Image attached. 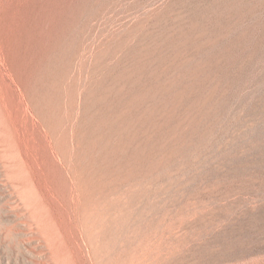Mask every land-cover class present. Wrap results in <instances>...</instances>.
Listing matches in <instances>:
<instances>
[{
  "label": "rangeland",
  "instance_id": "rangeland-1",
  "mask_svg": "<svg viewBox=\"0 0 264 264\" xmlns=\"http://www.w3.org/2000/svg\"><path fill=\"white\" fill-rule=\"evenodd\" d=\"M0 264H264V0H0Z\"/></svg>",
  "mask_w": 264,
  "mask_h": 264
}]
</instances>
